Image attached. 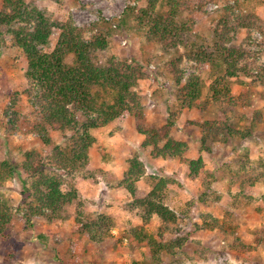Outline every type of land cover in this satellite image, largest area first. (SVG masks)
Returning a JSON list of instances; mask_svg holds the SVG:
<instances>
[{"label":"rangeland","instance_id":"obj_1","mask_svg":"<svg viewBox=\"0 0 264 264\" xmlns=\"http://www.w3.org/2000/svg\"><path fill=\"white\" fill-rule=\"evenodd\" d=\"M25 1L59 23L71 21L84 28L86 40L102 35L108 46L95 55L100 64L116 57L143 69L146 76L137 92L144 122L128 112L101 130L94 129L96 141L90 149V163L70 175L78 192L77 201L68 209L71 216L55 221L45 216L29 220L28 209L21 202L23 182L28 177L25 155L35 150L50 162L54 147L65 146L71 133L47 126L52 142L46 144L41 139L35 127L41 121L40 109L28 91L27 57L4 27L0 44V166L7 161L13 170L1 182L4 186L0 192L12 198L17 209L6 231L8 237L0 236V264H264V0H180V15L191 20L200 43L211 50L220 39H230L227 45L242 52L235 68L238 73L230 79L232 95L242 98L236 105L209 102L210 87L217 78L213 65L191 60L183 47L176 50L171 43L165 44L147 23L151 14L165 17L170 9L165 0ZM6 8L5 0H0V12ZM142 11L144 21L140 19ZM235 14L247 16L246 27L235 28L230 21ZM60 33L61 29H52L45 50L55 48ZM67 58L72 60L73 55ZM180 59V66H175ZM180 70L183 84L193 74L203 81L197 107H184L178 97L181 85L176 76L182 75ZM216 120L241 130L242 135L229 134L224 139L221 134V143L218 138H209L203 146L200 125ZM143 125L168 126L171 136L186 143L187 152L166 158L172 165L171 175L160 167L166 163L154 157L153 146L143 145L145 136L139 128ZM246 131L250 134L242 139ZM136 156L146 171L137 183V197L152 189L151 175L166 177L169 183L172 180L168 204L190 216L181 220L186 243L175 253H163L160 260L153 258L146 243L130 236L132 229L143 225V212L134 203L136 197L118 185L129 169V159ZM188 158H202V176L195 179L191 175ZM186 184L189 190L183 192ZM208 185L223 200L216 203L209 197L212 200L204 209L198 196ZM108 211L111 214H105ZM205 214L220 219V227L203 226L200 218ZM85 215L112 218L110 235L96 241L82 233L79 228ZM158 225L153 219L147 228L157 234ZM173 237L165 235V239Z\"/></svg>","mask_w":264,"mask_h":264},{"label":"trees","instance_id":"obj_2","mask_svg":"<svg viewBox=\"0 0 264 264\" xmlns=\"http://www.w3.org/2000/svg\"><path fill=\"white\" fill-rule=\"evenodd\" d=\"M165 1L170 8L165 17L162 19L159 15L154 17V14H151L147 23L151 24L152 30L165 44L171 43L176 50L183 47L191 60L213 65L217 78L210 87L209 102L238 104L242 98H235L232 95L230 79L238 73L239 69L235 68L242 52L227 45L230 39H220L211 50L208 49L199 42V36L193 33L191 20L181 17L180 0ZM5 2L9 8L0 12V44L4 40L3 29L6 27L27 57L28 91L35 97L40 109L41 121L35 127L41 139L46 144L52 142L47 126L71 133L67 136L65 146L54 147V155L50 162L35 150L26 153L24 169L28 177L23 182L25 190L22 192L24 198L21 202L24 203V208L28 209L25 213L29 220L36 216H45L49 221L68 219L71 216L68 209L78 199L77 187L72 183L70 175L81 171L90 163V149L96 141L92 131L126 117L128 112H132L140 122H144L142 100L137 89L146 74L139 65L116 57L100 64L95 55L108 46L102 35L96 34L86 40L83 34L85 29L76 27L71 21L59 23L42 10L31 7L25 0ZM200 2L202 3L201 0ZM143 11L140 15L141 21L145 20ZM234 16L236 18L233 17V20L230 18V21L234 23L236 29L246 27V15ZM255 19L257 22L256 17ZM54 27L61 29V33L55 48L47 51L44 47L49 44ZM230 29H234V26ZM68 55H73L72 60H68ZM180 64L181 59L174 65L179 67ZM182 71L180 70V73ZM176 79L181 85L178 97L182 105L197 107L196 102L201 103L199 98L202 95L203 81L193 74L187 83L183 84V73L176 76ZM200 126L203 132L201 140L203 146L209 138H218L217 141L221 143L222 140L219 138L221 134L224 135V139L229 134L242 135L241 130L217 120L205 121ZM139 128L145 136L143 145L153 146L155 158L181 156L187 150L185 142L170 135L168 126H151L147 129L143 125ZM243 133L242 139L250 134L247 131ZM163 141L166 142L162 144ZM246 154L248 156V152ZM139 158L140 156H136L129 159V169L118 185L136 197L134 203L143 212V225L132 229L130 236L140 243H146L153 258L160 260L163 253L168 255L175 253L177 248L186 243L184 237L186 234H182L180 230L181 220L184 221L190 216L186 212H176L167 204L169 180L166 177L151 175L152 189L144 196L137 197V183L146 173ZM187 163L191 175L195 178L203 175L202 158L189 159ZM0 167L3 169H0L2 188L4 185L1 182L8 178V172L13 169L7 161ZM66 184L69 186L68 190L64 189ZM210 196L214 201H219L214 197L219 195H216L211 185H208L201 194L200 201L208 202ZM16 209L13 199L0 192L1 237H8L6 231ZM155 216L160 220L157 234L151 233L147 228ZM85 217L86 220L81 221L82 225L79 228L82 233L88 234L96 241L110 235V229L114 226L112 218L107 215ZM200 219L203 226L210 229L220 227V219L212 214H205ZM168 233L174 237L165 239Z\"/></svg>","mask_w":264,"mask_h":264},{"label":"crops","instance_id":"obj_3","mask_svg":"<svg viewBox=\"0 0 264 264\" xmlns=\"http://www.w3.org/2000/svg\"><path fill=\"white\" fill-rule=\"evenodd\" d=\"M101 129H102V127H100V130H101ZM186 152H187V151H186ZM201 152H204V153H205V152H207V151H206V150H202ZM207 153H208V152H207ZM188 157H189V156H188ZM169 158H172V157H169ZM169 158H168V159H169ZM159 159H162V160L165 161V163H166V166H162L163 164H161L160 167L162 168V170H163L167 175H171L170 173H172V169H171V168H172V167H171L172 165H171L170 163L167 162L168 159H166V158H159ZM159 159H158V160H159ZM188 159H190V158H188ZM126 160H127V159H126ZM172 164H175L174 161H173ZM169 165H171V166H169ZM161 168H160V169H161ZM195 179H196V178H195ZM195 179H191V180H195ZM178 180H179V179H178ZM171 182H172V180L170 181L169 186L171 185ZM186 185H187V189H186V190H183V192H188V190H189V189H188V185H189V184H186ZM169 186H168V187H169ZM183 188H184V186H183ZM203 191H204V190H203ZM219 192H221V191L219 190ZM200 197H201V196H200ZM200 197L198 196V198H199V202H200V204H202L201 207L203 206L204 209H207V208L209 207L208 202L211 201V199H209L208 202L206 201V202L204 203V202L200 201ZM210 197H211V196H210ZM215 197H217V199H219V201H216V203L221 202V201L223 200V196H215ZM168 198H169V196H167V199H166L167 204H168ZM125 199H127V197H125L124 200H125ZM121 201H122V199H121ZM121 201H120V202H121ZM168 205H169V204H168ZM169 206H170V205H169ZM170 208H172L173 210H175L176 212H178V210L175 209L174 207L170 206ZM104 213H105V212H104ZM109 213H110V212L108 211V212H106L105 214H109ZM110 214H111V213H110ZM190 214H191V212H190ZM154 219H157L158 222L160 221L158 216H155Z\"/></svg>","mask_w":264,"mask_h":264}]
</instances>
